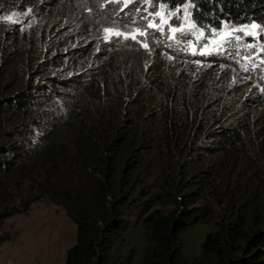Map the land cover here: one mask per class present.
<instances>
[{
  "label": "trees",
  "instance_id": "trees-1",
  "mask_svg": "<svg viewBox=\"0 0 264 264\" xmlns=\"http://www.w3.org/2000/svg\"><path fill=\"white\" fill-rule=\"evenodd\" d=\"M160 7L264 28V0H0V225L48 199L65 264H264L262 73L169 46Z\"/></svg>",
  "mask_w": 264,
  "mask_h": 264
},
{
  "label": "rangeland",
  "instance_id": "rangeland-1",
  "mask_svg": "<svg viewBox=\"0 0 264 264\" xmlns=\"http://www.w3.org/2000/svg\"><path fill=\"white\" fill-rule=\"evenodd\" d=\"M142 16L149 26L167 38L169 46L191 55L224 54L239 69L257 68L264 78V28L254 25H224L219 30L201 27L192 20L188 8L178 11L160 7L145 10ZM20 18L10 15L4 25ZM137 34L138 39L144 36L139 30ZM180 67L199 73L208 71L207 65L185 60ZM239 69H227L223 76L230 82H250ZM221 71L220 67L214 72L220 75ZM0 233L9 235L0 243V264H65L68 250L76 243L77 227L61 205L41 199L29 211L8 217L0 225Z\"/></svg>",
  "mask_w": 264,
  "mask_h": 264
}]
</instances>
